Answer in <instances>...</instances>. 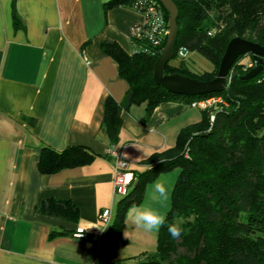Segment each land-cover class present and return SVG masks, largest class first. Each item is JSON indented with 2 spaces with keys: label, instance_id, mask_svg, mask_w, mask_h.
<instances>
[{
  "label": "crops",
  "instance_id": "0c3cea01",
  "mask_svg": "<svg viewBox=\"0 0 264 264\" xmlns=\"http://www.w3.org/2000/svg\"><path fill=\"white\" fill-rule=\"evenodd\" d=\"M112 1L0 0V264H98L123 199L117 202L114 192L112 148L132 162L130 193L139 182L135 174L153 168L145 161L202 120V110L183 101L164 102L150 117L144 106H132L122 112L118 142L110 143L105 103L122 102L129 85L103 48L116 44L132 54V28L144 23L130 4L108 6ZM50 150L84 151L90 160L45 173ZM178 176V169L165 171L153 183L174 177L175 186ZM48 200L70 203L78 220L43 212ZM104 209L112 210L108 224L100 219ZM128 210L112 257L140 260L156 246L158 232L136 226ZM78 228L104 237L78 238Z\"/></svg>",
  "mask_w": 264,
  "mask_h": 264
},
{
  "label": "trees",
  "instance_id": "16d2710c",
  "mask_svg": "<svg viewBox=\"0 0 264 264\" xmlns=\"http://www.w3.org/2000/svg\"><path fill=\"white\" fill-rule=\"evenodd\" d=\"M172 1L179 11L173 59L179 63L169 62L165 74L210 81L216 78L232 39L243 38L264 47V0ZM135 3L136 0H114L108 6L130 4L134 8ZM160 4L169 27V13ZM14 24L16 28L21 26L16 15ZM167 39L168 36L147 53L129 54L116 44L104 45V51L117 62L120 77L129 85L122 102L108 99L105 103L104 129L110 143L118 142L122 112L132 106H144L150 117L160 104L169 101H183L191 106L198 100L222 96L225 104L202 111V120L182 129L174 147L145 161L153 168L135 174L139 182L120 201L98 264H264V68L253 78L230 80L221 93L179 96L158 85L153 76ZM133 44L140 49L142 42L133 40ZM181 47L190 54H199L214 69L194 70L187 61L189 57H178ZM247 57L255 61L250 55L241 56L233 72L244 76L254 69H248L243 62ZM70 153L45 151L41 170L53 173L90 160L84 151ZM173 169L179 170V176L165 224L158 231L155 252L140 260L112 257L124 233L127 210L142 202L146 181ZM42 210L74 221L79 217L70 203L56 200L46 201ZM174 223H181L183 229L175 239L168 232V226Z\"/></svg>",
  "mask_w": 264,
  "mask_h": 264
},
{
  "label": "water",
  "instance_id": "95a60500",
  "mask_svg": "<svg viewBox=\"0 0 264 264\" xmlns=\"http://www.w3.org/2000/svg\"><path fill=\"white\" fill-rule=\"evenodd\" d=\"M169 13V35L167 43L154 65V80L170 93L194 97L211 93H221L226 90L230 80L240 77L250 79L257 76L264 68V47L258 43L243 39H232L222 58L219 72L215 79L210 81H199L182 74H165L166 66L171 62L176 53L179 27L177 18L178 7L172 0H159ZM252 56L258 66L244 76L233 72L237 60L241 56Z\"/></svg>",
  "mask_w": 264,
  "mask_h": 264
},
{
  "label": "built area",
  "instance_id": "2783aa9c",
  "mask_svg": "<svg viewBox=\"0 0 264 264\" xmlns=\"http://www.w3.org/2000/svg\"><path fill=\"white\" fill-rule=\"evenodd\" d=\"M135 11L141 13L144 17L142 25L134 26L131 31L132 41L136 40L142 42L140 49L134 47V52H150L160 46L166 36L169 35V27L166 21L164 10L158 0H136L133 8ZM145 42V43H144ZM147 42V43H146ZM190 53L184 47L178 51L180 59H187ZM248 69L255 68L256 62L249 60L246 64ZM217 104H225L222 96H214L209 99L198 100L191 104V106L199 108L202 111L211 109ZM214 120V117H211ZM114 159V192L117 196L125 197L129 194L130 188L134 184L135 176L131 171L132 162L129 161L123 152L119 149H113L110 152ZM112 218V210L104 209L100 215V219L104 224H108ZM103 231L95 228H78L75 236L78 238H86L87 236L97 235L103 238Z\"/></svg>",
  "mask_w": 264,
  "mask_h": 264
},
{
  "label": "clouds",
  "instance_id": "9594fccd",
  "mask_svg": "<svg viewBox=\"0 0 264 264\" xmlns=\"http://www.w3.org/2000/svg\"><path fill=\"white\" fill-rule=\"evenodd\" d=\"M174 187V177L158 178L150 188L148 199L128 210L129 219L146 232H158L165 224V215L162 209L167 207ZM181 223L168 226L172 238L182 235Z\"/></svg>",
  "mask_w": 264,
  "mask_h": 264
},
{
  "label": "rangeland",
  "instance_id": "374dc122",
  "mask_svg": "<svg viewBox=\"0 0 264 264\" xmlns=\"http://www.w3.org/2000/svg\"><path fill=\"white\" fill-rule=\"evenodd\" d=\"M188 63L192 66V68L196 71H199V72H203V71H211L214 69V65L209 62L208 60H206L205 58L201 57L199 54L197 53H191L189 55V58H188ZM245 64H247L249 62V58H245L244 61H243ZM172 63L174 65H177L179 63V60H173ZM256 68V67H255ZM219 104H217L215 107H217ZM209 110V109H207ZM154 181V180H153ZM153 181H149L147 180L146 182V186L144 188V195H143V200L142 202H144L146 200V196H147V192H149L150 190V187L149 185H151L153 183ZM122 198V196H117V202L120 201ZM168 209H169V206L166 210V212H163V214L165 215V218H166V215H167V212H168ZM126 230V228H125ZM157 237V236H156ZM155 244V242H154ZM153 244V245H154ZM147 251H149V255L150 254H153L155 252V249H156V246H151L150 248H146ZM146 249L144 251H146ZM136 258V257H135Z\"/></svg>",
  "mask_w": 264,
  "mask_h": 264
}]
</instances>
